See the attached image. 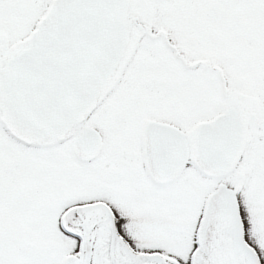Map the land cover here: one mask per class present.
<instances>
[{"label": "snow or ice", "instance_id": "1", "mask_svg": "<svg viewBox=\"0 0 264 264\" xmlns=\"http://www.w3.org/2000/svg\"><path fill=\"white\" fill-rule=\"evenodd\" d=\"M0 264H264V0H0Z\"/></svg>", "mask_w": 264, "mask_h": 264}]
</instances>
